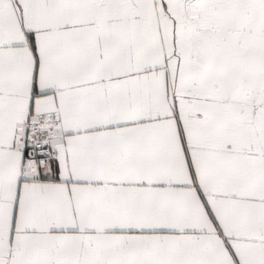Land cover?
Listing matches in <instances>:
<instances>
[{
  "label": "snow or ice",
  "instance_id": "obj_1",
  "mask_svg": "<svg viewBox=\"0 0 264 264\" xmlns=\"http://www.w3.org/2000/svg\"><path fill=\"white\" fill-rule=\"evenodd\" d=\"M0 264H264V0H0Z\"/></svg>",
  "mask_w": 264,
  "mask_h": 264
}]
</instances>
